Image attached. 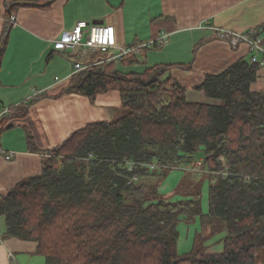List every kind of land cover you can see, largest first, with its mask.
Returning <instances> with one entry per match:
<instances>
[{
  "label": "trees",
  "instance_id": "16d2710c",
  "mask_svg": "<svg viewBox=\"0 0 264 264\" xmlns=\"http://www.w3.org/2000/svg\"><path fill=\"white\" fill-rule=\"evenodd\" d=\"M115 64L87 67L65 93L93 101L116 91L126 113L71 134L38 176L1 198L5 237L34 243L44 264H256L259 251L264 264V92L251 89L260 66L240 59L206 75L196 89L212 103L199 104L171 78L174 66L124 74ZM27 145L37 152L29 135ZM200 149L206 214L197 194L169 202L158 192ZM197 219L202 233L179 256L177 227ZM221 234V253L207 254L205 242Z\"/></svg>",
  "mask_w": 264,
  "mask_h": 264
},
{
  "label": "crops",
  "instance_id": "0c3cea01",
  "mask_svg": "<svg viewBox=\"0 0 264 264\" xmlns=\"http://www.w3.org/2000/svg\"><path fill=\"white\" fill-rule=\"evenodd\" d=\"M81 21L108 25L113 51L166 35L165 45L140 52L133 57L135 64L117 62L115 67L124 74H140L154 66H174L169 74L186 89L190 103H212L196 89L206 75L221 73L240 59L250 62L246 44L233 49L218 39V31L255 32L264 50V0H0V106L14 107L0 133V200L18 183L38 176L47 152L71 134L95 122L119 119H113L121 110L116 91L93 101L65 93L80 74L75 64L88 67L110 56L81 48L54 49V42ZM257 75L251 89L264 92V65ZM28 135L37 152L27 145ZM190 225L177 227L179 256L192 251L202 233L198 220ZM223 236H217L221 244ZM215 238L205 242L207 254H217L210 249ZM35 250L34 243L6 238L0 217V264H44Z\"/></svg>",
  "mask_w": 264,
  "mask_h": 264
},
{
  "label": "built area",
  "instance_id": "2783aa9c",
  "mask_svg": "<svg viewBox=\"0 0 264 264\" xmlns=\"http://www.w3.org/2000/svg\"><path fill=\"white\" fill-rule=\"evenodd\" d=\"M217 37L219 40H227L231 48H236L240 44H246L252 52L250 62L257 64L260 67L264 65V50L261 48V40L255 32L247 34H236L231 32L218 31ZM167 36L162 34L156 40L142 43L136 46L123 47L113 51L112 32L108 25H90L86 22H78L70 32L64 33L59 40L54 42V49L58 52L70 51L74 52L77 48H81L83 52L94 51L100 54L110 55L106 60L100 63L122 62L128 58H133L140 52H144L148 49L158 48L165 45ZM113 51V52H112ZM261 54L262 58L258 59L257 55ZM96 64H91L93 66ZM88 66V67H90ZM87 67L81 64H75L74 70L76 73L84 71ZM14 111L12 106H0V128L1 125ZM1 153V150H0ZM10 155H6L5 159H9ZM221 162L224 164V160L221 158ZM133 163H128L129 170L133 167ZM200 162L195 164L193 169H199ZM151 171L156 169L154 165L147 166ZM192 167H183L185 170ZM137 178L133 177L129 182H136ZM13 259V256L10 255Z\"/></svg>",
  "mask_w": 264,
  "mask_h": 264
},
{
  "label": "rangeland",
  "instance_id": "374dc122",
  "mask_svg": "<svg viewBox=\"0 0 264 264\" xmlns=\"http://www.w3.org/2000/svg\"><path fill=\"white\" fill-rule=\"evenodd\" d=\"M119 112L120 113L113 119L121 118L126 113L122 109ZM203 159V152L200 149L194 156V163L197 164L200 162L203 164ZM210 185L211 180L203 173L201 168H199V170L193 169V167L188 170H185V168H176L169 172L164 181L160 183L158 192L164 200L169 202H177L197 194L201 200L203 214H206L208 212V188ZM184 226L188 228L192 225L184 224ZM215 237L214 244L210 246L212 253L222 251V244L219 243L217 236ZM256 264H262V253L260 251L257 253Z\"/></svg>",
  "mask_w": 264,
  "mask_h": 264
},
{
  "label": "water",
  "instance_id": "95a60500",
  "mask_svg": "<svg viewBox=\"0 0 264 264\" xmlns=\"http://www.w3.org/2000/svg\"><path fill=\"white\" fill-rule=\"evenodd\" d=\"M11 8H12V7L9 8V10H8V14L12 17V14H11ZM0 55H1V52H0Z\"/></svg>",
  "mask_w": 264,
  "mask_h": 264
},
{
  "label": "bare ground",
  "instance_id": "6f19581e",
  "mask_svg": "<svg viewBox=\"0 0 264 264\" xmlns=\"http://www.w3.org/2000/svg\"><path fill=\"white\" fill-rule=\"evenodd\" d=\"M75 74V73H74ZM11 117V116H10Z\"/></svg>",
  "mask_w": 264,
  "mask_h": 264
}]
</instances>
